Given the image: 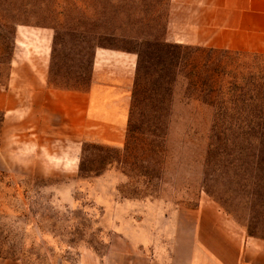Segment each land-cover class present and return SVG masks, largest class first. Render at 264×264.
Segmentation results:
<instances>
[{"label": "rangeland", "instance_id": "obj_1", "mask_svg": "<svg viewBox=\"0 0 264 264\" xmlns=\"http://www.w3.org/2000/svg\"><path fill=\"white\" fill-rule=\"evenodd\" d=\"M117 1L0 0L2 258L21 264H181L184 238L195 229L202 242H210L216 225L233 233L241 227L264 240V159L252 155V143L219 139L212 107L184 102L183 88L175 90L160 137L148 134L141 116L128 135L127 117L123 143L111 146L73 144L58 116L10 86L19 25L49 29L47 83L66 91L89 89L98 53L136 49L114 33L118 20L134 35L130 23L144 11L141 30L168 38L169 0H121L127 12L120 19ZM21 2L31 10L19 16ZM81 2L92 9L80 8ZM123 57L104 63L128 67L130 56ZM242 62L264 72L262 57L245 55ZM133 83L134 75L131 96Z\"/></svg>", "mask_w": 264, "mask_h": 264}, {"label": "crops", "instance_id": "obj_2", "mask_svg": "<svg viewBox=\"0 0 264 264\" xmlns=\"http://www.w3.org/2000/svg\"><path fill=\"white\" fill-rule=\"evenodd\" d=\"M167 40L193 46L229 49L264 57V0H169ZM48 28L19 25L10 58L9 84L19 97L40 101L45 112L56 115L77 145L90 141L111 146L123 143L130 108V88L136 53L102 51L96 55L87 91L50 88L47 83ZM130 56L128 67H111L114 57ZM102 63L97 62L98 58ZM4 93L0 87V108ZM228 224L227 219H221ZM227 222V223H226ZM227 226V225H226ZM181 264H264V240L216 225L210 242L195 229L186 235ZM0 264H21L0 257Z\"/></svg>", "mask_w": 264, "mask_h": 264}, {"label": "trees", "instance_id": "obj_3", "mask_svg": "<svg viewBox=\"0 0 264 264\" xmlns=\"http://www.w3.org/2000/svg\"><path fill=\"white\" fill-rule=\"evenodd\" d=\"M117 2L116 15L120 19L127 10L123 9L121 0ZM18 6L19 16L31 10L27 2ZM90 6L82 2L79 5L85 10H91ZM143 15L144 11H140L138 21L130 23L134 35L124 31L125 20H118L120 24L114 29L115 34L132 40L137 46L131 50L137 53V62L130 96L128 135L136 132L135 118L141 116L140 123L146 126L148 134L160 137L169 123L175 90L183 88L184 102L212 107V127L220 129L219 139L231 144L252 143L255 145L252 155L264 159V72L256 74L242 62L245 55L262 56L171 42L163 35L157 38L146 35L139 27ZM154 21L157 25V20ZM231 130H235L232 139L228 137Z\"/></svg>", "mask_w": 264, "mask_h": 264}]
</instances>
